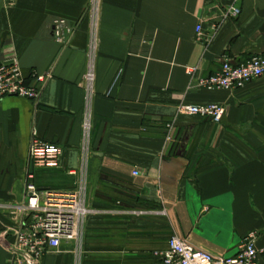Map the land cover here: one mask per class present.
Here are the masks:
<instances>
[{
  "label": "crops",
  "instance_id": "crops-1",
  "mask_svg": "<svg viewBox=\"0 0 264 264\" xmlns=\"http://www.w3.org/2000/svg\"><path fill=\"white\" fill-rule=\"evenodd\" d=\"M88 3L0 2V64L17 58L29 83L53 74L37 104L0 102V264L11 262L20 217L10 207L24 202L34 139L63 150L59 168L34 170L36 185L70 191L85 182L90 210L82 246L65 242L43 264H152L173 235L229 259L253 232L264 264V77L208 91L187 74L197 67V78L208 77L224 57L264 55V0H102L86 142ZM232 5L236 18L226 17ZM58 19L77 26L67 47L54 36ZM183 103L227 112L216 124L179 116Z\"/></svg>",
  "mask_w": 264,
  "mask_h": 264
},
{
  "label": "built area",
  "instance_id": "built-area-1",
  "mask_svg": "<svg viewBox=\"0 0 264 264\" xmlns=\"http://www.w3.org/2000/svg\"><path fill=\"white\" fill-rule=\"evenodd\" d=\"M5 2V0H0ZM102 0H89L86 14L93 26L91 60L83 77L87 92V110L84 118L85 141L89 142L92 132L93 113L91 108L95 93V52L98 21ZM240 9L234 5L226 17L236 18ZM77 26L66 19H58L54 24V36L67 47L75 35ZM202 26L197 34L201 35ZM198 68H188L191 81L197 80L200 88L208 91H235L264 77V55L250 58L242 64H235L224 57L220 70L208 77L197 78ZM52 72L34 74L29 83L24 77L17 58L0 64V102L8 97L25 98L36 104L40 101L46 84L52 79ZM226 108L217 104L190 105L183 103L178 107V115L208 118L214 123L222 122ZM175 122L166 125L167 140H171ZM63 150L61 147L34 139L29 151V166L26 177L25 199L18 206H12V213L20 217L19 224L11 230L15 241L11 249L10 264H43L46 256L58 252L65 242H75L80 247L85 239V226L90 210L87 206V186L78 184L70 191L40 189L35 182V169H54L61 166ZM33 167V170H32ZM71 174H74L71 172ZM139 176V172H134ZM10 233V232H8ZM168 249L156 251L152 264H259L261 251L257 248V234L250 233L243 241L239 254L234 258H215L210 253L196 249L190 242L173 235Z\"/></svg>",
  "mask_w": 264,
  "mask_h": 264
},
{
  "label": "water",
  "instance_id": "water-1",
  "mask_svg": "<svg viewBox=\"0 0 264 264\" xmlns=\"http://www.w3.org/2000/svg\"><path fill=\"white\" fill-rule=\"evenodd\" d=\"M32 170H33V167H32Z\"/></svg>",
  "mask_w": 264,
  "mask_h": 264
}]
</instances>
